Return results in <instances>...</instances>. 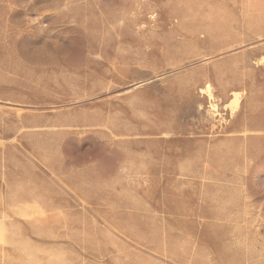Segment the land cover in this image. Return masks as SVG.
Listing matches in <instances>:
<instances>
[{
  "label": "rangeland",
  "instance_id": "rangeland-1",
  "mask_svg": "<svg viewBox=\"0 0 264 264\" xmlns=\"http://www.w3.org/2000/svg\"><path fill=\"white\" fill-rule=\"evenodd\" d=\"M0 264H264V0H0Z\"/></svg>",
  "mask_w": 264,
  "mask_h": 264
},
{
  "label": "bare ground",
  "instance_id": "bare-ground-1",
  "mask_svg": "<svg viewBox=\"0 0 264 264\" xmlns=\"http://www.w3.org/2000/svg\"><path fill=\"white\" fill-rule=\"evenodd\" d=\"M238 96H239V94L237 92H235L234 101H237L238 100ZM211 105L212 106H215L213 103Z\"/></svg>",
  "mask_w": 264,
  "mask_h": 264
}]
</instances>
